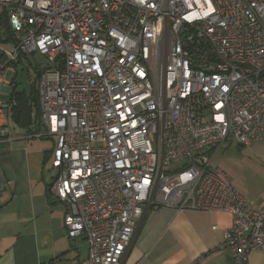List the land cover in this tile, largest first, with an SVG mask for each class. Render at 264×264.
Segmentation results:
<instances>
[{
    "label": "built area",
    "instance_id": "obj_1",
    "mask_svg": "<svg viewBox=\"0 0 264 264\" xmlns=\"http://www.w3.org/2000/svg\"><path fill=\"white\" fill-rule=\"evenodd\" d=\"M0 9L14 43L11 60L0 54V90L26 68L44 130L31 120V136L55 138L51 192L90 264H121L141 216L157 208L228 214L221 248L233 264L264 252V208L216 161L224 145L264 139V0H0ZM35 54L45 63L32 66ZM17 102L0 106V155L14 141ZM7 184L0 165V204Z\"/></svg>",
    "mask_w": 264,
    "mask_h": 264
},
{
    "label": "crops",
    "instance_id": "obj_2",
    "mask_svg": "<svg viewBox=\"0 0 264 264\" xmlns=\"http://www.w3.org/2000/svg\"><path fill=\"white\" fill-rule=\"evenodd\" d=\"M11 75L1 88L10 99L15 78ZM25 130H11V149L0 155L8 182L0 204V264H90L84 239L66 236L63 218L68 207L51 192L55 138H35L33 129ZM232 185L253 208H264L249 202L233 181ZM231 222L226 213L148 209L121 264H233L230 252L221 248ZM247 263L264 264V252H250Z\"/></svg>",
    "mask_w": 264,
    "mask_h": 264
},
{
    "label": "rangeland",
    "instance_id": "obj_3",
    "mask_svg": "<svg viewBox=\"0 0 264 264\" xmlns=\"http://www.w3.org/2000/svg\"><path fill=\"white\" fill-rule=\"evenodd\" d=\"M10 1L20 2L21 0ZM13 50L14 43L8 34L5 23L2 20V23L0 24V54L8 60H11ZM28 62L34 67L35 63L41 66L45 63V59L39 54H35L34 58L31 56L28 58ZM33 74L34 72L32 70L28 71L30 79L33 78ZM11 77V73H7L5 76V78ZM0 96V101L4 104L10 101V96L7 93L1 92ZM34 96L35 93L33 90L30 101V105H32V126H37V129L43 132L44 130L42 124L40 123V118L39 116L37 117V112L35 110L34 103L32 102V98ZM35 119H37V121ZM10 127L11 130L15 132L26 131L25 129H20L13 123L11 114ZM216 161L219 162L230 174L235 187L240 190L249 202L253 203L255 206L264 204V139L256 140L246 147L240 146L237 142H234L228 147L227 145H224L216 156Z\"/></svg>",
    "mask_w": 264,
    "mask_h": 264
},
{
    "label": "water",
    "instance_id": "obj_4",
    "mask_svg": "<svg viewBox=\"0 0 264 264\" xmlns=\"http://www.w3.org/2000/svg\"><path fill=\"white\" fill-rule=\"evenodd\" d=\"M2 17L7 30H9L5 12L2 13ZM33 87L34 85L28 81L26 68L24 66H18L16 76L13 80V87L9 88V90H13V93L21 98L18 100L14 112L11 114L13 123L20 129H27L31 125L32 107L30 105V97Z\"/></svg>",
    "mask_w": 264,
    "mask_h": 264
},
{
    "label": "trees",
    "instance_id": "obj_5",
    "mask_svg": "<svg viewBox=\"0 0 264 264\" xmlns=\"http://www.w3.org/2000/svg\"><path fill=\"white\" fill-rule=\"evenodd\" d=\"M33 92V91H32ZM34 93H35V91H34ZM11 96L12 97H14V98H16V100H20L21 98L20 97H18V96H16L14 93H13V90L11 91ZM30 101H31V97H30ZM32 102L34 103V107H35V110H36V112H37V117H38V104H37V97H36V93H35V96L32 98ZM31 107H32V105H31ZM37 120V119H36Z\"/></svg>",
    "mask_w": 264,
    "mask_h": 264
},
{
    "label": "flooded vegetation",
    "instance_id": "obj_6",
    "mask_svg": "<svg viewBox=\"0 0 264 264\" xmlns=\"http://www.w3.org/2000/svg\"><path fill=\"white\" fill-rule=\"evenodd\" d=\"M33 89H34V88H32V91H33ZM31 96H32V94H31Z\"/></svg>",
    "mask_w": 264,
    "mask_h": 264
}]
</instances>
